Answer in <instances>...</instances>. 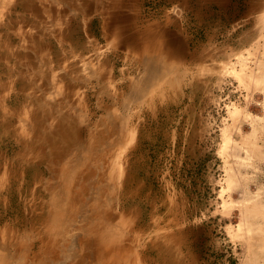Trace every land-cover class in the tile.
Segmentation results:
<instances>
[{
    "label": "rangeland",
    "instance_id": "374dc122",
    "mask_svg": "<svg viewBox=\"0 0 264 264\" xmlns=\"http://www.w3.org/2000/svg\"><path fill=\"white\" fill-rule=\"evenodd\" d=\"M87 1L32 0L43 17L36 21L24 12L23 21L19 0H0V39L10 37L11 48L8 63L0 59V109L12 124L0 138V232L31 248L27 264L39 262L32 243L40 228L28 229L23 208H12L19 199L30 215L33 205L40 213L47 183L63 185L61 171L50 170L47 162L26 169L15 158L25 135L33 139L35 98L54 90L52 102L88 129L87 145L95 144L93 152L79 154V170L68 168L70 193L96 173L99 201L122 215L117 243L127 250L92 257L90 264H264V0ZM128 25L137 29L136 37L150 44L157 39L160 46H129ZM146 59L177 63L179 86L177 80L146 84ZM6 65L11 71L2 69ZM137 81L147 87L135 90ZM24 83L28 90L21 88ZM22 117L27 124L21 128ZM105 123L117 124L116 130L107 126V142H98ZM13 171L19 183L32 182L30 193L23 189L18 197L14 188L5 189ZM71 227L66 219L55 230L54 264L79 258Z\"/></svg>",
    "mask_w": 264,
    "mask_h": 264
},
{
    "label": "bare ground",
    "instance_id": "6f19581e",
    "mask_svg": "<svg viewBox=\"0 0 264 264\" xmlns=\"http://www.w3.org/2000/svg\"><path fill=\"white\" fill-rule=\"evenodd\" d=\"M34 2H32V0H19L17 5L21 8L22 15L21 16L19 15L21 20H23V21L28 20L27 19L28 17H26L24 15L25 14L24 12H30V14L32 15V18H35L36 21L39 20L40 16L42 15L43 10L41 9V7L39 5L35 4ZM92 3H93V1L88 0L86 4L88 6H90ZM116 15H118V14H116ZM42 17H43V15H42ZM115 19H117V18H115ZM9 20H10V18H9ZM11 20H12V18H11ZM13 20H14V18H13ZM120 21H122V16L119 17V19L114 21V22H115V24L117 23V25H118V22H120ZM125 21H127L126 18H124L123 22H125ZM130 22L133 23V20H131ZM37 23H39V22H37ZM121 24H122V22H121ZM4 27L7 29L9 27V24L6 23L4 25ZM129 27H130V25H128L127 28H125V30H124L126 35L128 34L126 42L129 43V46H133L135 48L141 47V43L143 41L144 42H146V41L144 40V38L141 39V37H139L138 35H137V37L134 35L135 32H137L136 31L137 29L135 30V28L132 29L131 27L130 28ZM115 29H116V33L119 34L121 29H118V28H115ZM74 30H76V29H74ZM132 31H135V32L132 33ZM8 34H9V32H8ZM117 36H119V35H117ZM142 36H144V35H142ZM161 36H162V34H161ZM5 39H7V40L2 41V39H0V59L5 56L4 59L6 58V60H7L6 63H8L7 58H8V55L10 53V50H11V48L9 46L10 37L9 38L5 37ZM152 40H155V37H153ZM79 41H80L79 39L75 40L74 43L79 46ZM37 43L42 44L43 42H42V40H37ZM145 45L147 47H149V46L150 47H154V46L157 47V45L160 46V42L158 43V41L156 39V41L154 43L150 44L149 42H146ZM145 45L143 47H145ZM241 57L242 56H240L239 58H241ZM148 61L149 60L146 59V61H145L146 69H145V72H143V77H144L143 80L146 79V81H145L146 84L147 83L151 84V82H153L155 80H164V83L167 82L168 84H171L172 82L177 80L176 82L179 86V84L182 80L181 79L182 73L180 71L178 72V69L176 68L177 63L173 62L172 65L165 66L161 60L153 61V62L149 61V63H147ZM85 68H88V66H86ZM2 69L5 71H7V70L11 71V69L8 68L7 65L3 66ZM174 69L177 72V74L175 75V77L173 79L169 80V76H171V75L173 76V73H175ZM234 72H236V74L238 75V72L236 70H234ZM7 74H8V72H7ZM7 74H6V76H7ZM165 80H169V81H165ZM172 80H174V81H172ZM21 81H25V80L22 79ZM27 85L28 84H26V83L21 84V88L25 89ZM142 85H141L140 81H137V83L135 84V90L138 91V89L141 88L142 89L141 91H143V89L147 86L145 85L143 87ZM163 85H165V84H163ZM3 86L4 85L1 84V81H0V87H3ZM44 91H43V93H41L39 95V97L35 98L37 100V104L39 106H38V108L36 107V110L32 111L31 118H33V120H32V125H31L30 129H32L34 131L33 139L30 140L31 138L29 137L28 131L24 130V133H28V134L25 135V139L21 143L22 144L21 150L23 152L21 151L20 153H18L19 155L16 156L15 163L17 165H19V167H20V165H23L22 167L26 166V169L32 170L34 168H37L36 166L39 167V164L41 162H43V163L47 162L50 170L58 168L61 171V172H59V176H60L59 180H60V182L61 181L63 182V185H59V184L51 185V184L47 183L46 189L48 188L49 190H48V192H45V193H48L49 196L47 195L48 198L46 200L43 199L42 203H40L41 206L39 207V209L41 210V212L38 214L36 211L37 210L36 205H33L32 209L30 208L32 211L31 215H30V211L27 207V203H24L21 206L19 199L17 200V203H15L16 206L14 208H12V210L17 211L18 213L23 208V210L25 212V214H24L25 224H26L28 229L31 228L30 225L32 227L39 226V228H40V229H37L38 235L34 236L35 239H34V242L32 243L33 244L32 245L33 246L32 253L34 254L35 260L37 258V259H39V262H32L30 264H54L55 259H56L57 255L59 254V249L57 247L58 236H57V233L55 230L57 229V227L60 224H63V222H66V219H67V221H69V225L72 226L71 231H73V233H72L73 244L71 247L73 249L76 248L79 251L78 253L75 251V254L77 253L76 255L79 258L76 260V262H74L72 264H90V261H91L90 258H92V257L94 258L95 256L112 257V256H116L117 253H118V255H121V254H123V252H125L127 250V247H125L124 244L117 243V242H121L120 236H117L116 232H117V229H121V226H123L121 224L122 223L121 220H118L119 218L120 219L122 218V215H120V213L114 211L112 209V207H110L109 202L103 203V202L99 201V198L97 197V195H100L99 190H94L95 186L93 188V182H94V177H95L96 173L92 172V175H94V176H92L90 178L87 177L85 183H83L84 181H81V182L78 181V185L76 186V189H73V191L76 190L75 193H73V191H72V193H70V191H69V190H71L70 187L72 186V184H70V180L67 178V176H71V174L69 173L71 171V168H70V171L68 170V168L74 166V169H75V166H77V168L79 170V166L83 164L81 162L82 159L79 158V154H81L83 152L86 153L87 151L89 154V153H91L90 151H92V152L94 151L95 144L92 145L91 143H89V145H87V143H86L87 139L85 136L87 133L86 131L88 129L85 127H80V125H79L77 119H75V117H73L71 114H69V112L65 113V109H63V107L60 106V104H56V105H58V106H56L52 102V98L55 97L54 90L53 91L51 90L50 94H49V91L48 92H44ZM34 95H35V93H34ZM47 96H48V98L51 99V103H52V104H50V106L48 108L46 107V104H45V102H47V98H46ZM13 103L16 104L17 102L15 101ZM51 107H53V108H51ZM26 112L28 115V111H26ZM55 112H56V114L59 113L55 117L56 119L54 118V120L53 119L50 120V118H53L51 116ZM2 114H3V112L0 109V117H3V120H5L4 122H3V120H0V138L2 137V134H4V132L9 133V131L12 130L11 122L6 121V119H7L6 115L5 114L2 115ZM29 118H30V116H29ZM49 120H50V122H49ZM107 121H109V120H107ZM54 122H56V123H54ZM108 123H105L106 127L103 124L104 128L99 131V134H97L96 136L91 135L90 139H92V137H94V136L96 137L95 140L98 142L105 141L106 139H108L107 136L109 134L108 133L109 130H108L107 126L108 127L110 126V128H111L110 130L115 131L116 130L115 126L117 125L116 124L114 126L113 124L110 125ZM25 124H27L26 120L23 117L20 118L21 128L24 127ZM83 133H84V136L82 135ZM2 139H4V138H2ZM106 142H107V140H106ZM93 143H94V141H93ZM105 144H107V143H105ZM96 149H95V151H96ZM1 157H2V154H1V150H0V158ZM92 162L93 161L91 160V164H92ZM0 163H1V159H0ZM102 163H103V160H102ZM102 163L101 164L99 163L100 166L97 165L98 170L103 171V168H105L104 164H102ZM95 168L97 169V167H95ZM13 172H14L13 173V175H14L13 179L14 180H10L8 182L7 186H4L5 189L11 190L14 188L17 191L16 195L18 197H19V195L21 197V193H22L23 189H24L25 193H27V192L30 193L31 192L30 187H31L32 182L27 180V181H24L22 184L19 183V175H18L17 171H13ZM89 174H91V171H89L88 176H89ZM121 177H122V175H121ZM84 178L85 177L83 176V179ZM117 179H119V176ZM91 189L93 190V192L89 196V192H90L89 190H91ZM49 191H50V193H49ZM3 198L0 197V206H4L5 200H3ZM10 203H11V201L9 202V206H10ZM104 206H107V207H104ZM83 210H84V212H89L90 210H92L93 214L91 216H89V215H87L88 213L83 212V214H86V215L82 216V213H80V212H82ZM19 220H21V219H19ZM91 223L92 224L94 223V224L92 225ZM77 224H80L81 228L78 227ZM85 225L86 226L89 225V226L86 227ZM113 232H115V233H113ZM118 232L121 234L120 231H118ZM78 233H81V234H80L79 238L75 241V239L77 237L75 238L74 236H75V234H78ZM77 241H78L79 245L77 244ZM109 243L110 244H112V243L116 244L117 243L119 245L116 244L117 248L111 249L110 248L111 246L108 247ZM30 249L28 247V249H27L28 252L30 251ZM27 250L23 249V247H21L19 245L17 240H14L13 235H11L8 232H3V230L0 232V264H22V263L27 264L28 263V261H26Z\"/></svg>",
    "mask_w": 264,
    "mask_h": 264
}]
</instances>
